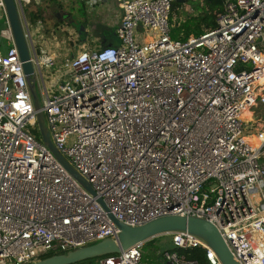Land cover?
Masks as SVG:
<instances>
[{
	"label": "built area",
	"instance_id": "1",
	"mask_svg": "<svg viewBox=\"0 0 264 264\" xmlns=\"http://www.w3.org/2000/svg\"><path fill=\"white\" fill-rule=\"evenodd\" d=\"M172 1L117 0L118 44L60 56L58 27L35 44L25 10L32 0H16L51 139L91 196L30 128L36 110L0 0V264L115 236L111 215L140 225L169 214L211 221L239 264H264V126L248 129L250 109L264 105V0H221L215 26L185 41L170 36ZM53 64L64 78L50 91L43 69ZM170 235L164 264H200L177 250L198 246L223 264L188 232ZM143 246L98 264H147Z\"/></svg>",
	"mask_w": 264,
	"mask_h": 264
},
{
	"label": "water",
	"instance_id": "2",
	"mask_svg": "<svg viewBox=\"0 0 264 264\" xmlns=\"http://www.w3.org/2000/svg\"><path fill=\"white\" fill-rule=\"evenodd\" d=\"M4 1L15 43L27 78L32 102L36 110L37 125L41 138L44 144L51 150L57 160L66 168L71 176L91 196H95L96 192L92 185L72 167L67 159L57 150L51 139L42 111V100L38 81L35 75L34 65L31 61L28 43L24 37L23 27L18 15L16 0ZM97 200L105 209H107L101 197H98ZM111 217L120 228V231L115 236L105 237L88 245L80 246L63 253H56L44 258H39L24 264H73L88 258L119 253L135 244L146 242L154 237L171 234L173 232H188L195 236L213 249L223 264H239L216 225L205 218L169 214L154 218L140 225H129L115 219L112 215Z\"/></svg>",
	"mask_w": 264,
	"mask_h": 264
},
{
	"label": "rangeland",
	"instance_id": "3",
	"mask_svg": "<svg viewBox=\"0 0 264 264\" xmlns=\"http://www.w3.org/2000/svg\"><path fill=\"white\" fill-rule=\"evenodd\" d=\"M184 4L181 8L185 13H193L194 7L205 4L207 10L204 12L205 20L207 24L212 23L216 16L219 14L220 7L213 5L211 0H183ZM215 1V0H214ZM111 2V3H109ZM109 2L94 5L95 7L86 6L82 0H32V3L26 6V14L29 18V13L31 10L39 9L41 19L43 23L36 24L33 20L29 21L32 38L36 43H44V38H46L47 30H53V28L58 27L56 34L59 35V40L56 43V51L60 56H63L65 52L73 55L78 50L89 46L91 49L96 47L91 46L97 43V36L103 33L104 36H111L115 44L119 43V39L115 34V30L118 27V23L115 24L118 6L117 0H109ZM58 10L67 11L70 14L72 25L70 28L66 26L65 23L61 24L55 18V12ZM96 12L97 10H102L101 17L94 19V15L91 11ZM104 14V15H103ZM92 18V19H91ZM6 27L5 17L0 11V30ZM82 33L81 37H78L77 31ZM138 29H135L134 34L137 35ZM140 35L145 37L146 41L153 38V33L151 30L144 29L140 31ZM2 42L1 50L5 52L7 49V43L3 38H0ZM93 42V43H92ZM96 42V43H95ZM69 44L71 48L69 47ZM91 44V45H90ZM99 44V42L97 43ZM96 44V45H97ZM63 69L59 64L51 65L49 69H43V79L47 88L50 91H54L61 80L64 78ZM250 110H255L254 117L252 121L248 123V129L257 132L262 126H264V116L261 114V109L251 108ZM249 120V118H247ZM33 129L35 135L41 138L38 125L30 126ZM250 140L257 142L255 136H250ZM264 157V154L263 156ZM172 247L170 234H165L155 241H147V243L142 247V261L145 263L152 262V264H164V259L162 252L163 250ZM84 264V263H81Z\"/></svg>",
	"mask_w": 264,
	"mask_h": 264
},
{
	"label": "trees",
	"instance_id": "4",
	"mask_svg": "<svg viewBox=\"0 0 264 264\" xmlns=\"http://www.w3.org/2000/svg\"><path fill=\"white\" fill-rule=\"evenodd\" d=\"M213 5L219 6L220 10H222V1L221 0H211ZM184 4V1L181 0H173L172 1V7L171 12L169 16V24H170V36L173 39L176 40H187L190 36H199L203 34L206 30L209 28L215 26L216 24V18L212 23L207 24L205 20L204 12L207 10V7L205 4L201 5L199 3L198 6L194 7L193 13H185L183 10H181L182 6ZM218 12V13H219ZM29 16L32 20L40 19L41 15L39 12V9L31 10L29 13ZM217 17V16H216ZM113 44V43H111ZM258 109H261V114L264 116V105L259 104L257 107ZM261 161L264 162V157H261ZM164 236V235H161ZM161 236L154 237L148 241H155L159 239ZM171 236V235H170ZM172 242V237H171ZM147 243L144 242V245ZM179 253H184L188 258L196 259L199 261L200 264H210L208 260L206 259L205 250L203 247H189V248H177ZM53 255V253L45 254L40 256L39 258H44L47 256ZM103 256H97L93 258H88L73 264H98L99 259H101ZM148 264V263H147ZM149 264H152V262H149Z\"/></svg>",
	"mask_w": 264,
	"mask_h": 264
},
{
	"label": "crops",
	"instance_id": "5",
	"mask_svg": "<svg viewBox=\"0 0 264 264\" xmlns=\"http://www.w3.org/2000/svg\"><path fill=\"white\" fill-rule=\"evenodd\" d=\"M83 1V3H85L86 4V6H93V7H95L94 5H96V4H101V5H103L104 3H106V2H109V0H107V1H104V0H102V1H99V2H96V3H90L89 2V0H82ZM109 3H111V2H109ZM117 6H118V4H117ZM88 9H90V7L88 8ZM100 11H102V10H97L96 12H94L93 10L91 11L92 13H93V17H94V19L95 18H98L99 16L101 17L102 15H101V13H99ZM121 9H120V7L118 6V16H117V18H116V21H115V24H117V23H119L120 22V18H121ZM104 15V14H103ZM92 19V18H91ZM77 31V34H78V30H76ZM115 35V34H114ZM79 37V36H78ZM98 38H100V39H98ZM97 43L99 42V44H97L96 42V44L97 45H99L100 46V43L101 42H106L107 44H111V43H113V44H115V42L112 40V37L111 36H104L103 35V33L100 35H98L97 36ZM93 43V42H92ZM104 46V45H103Z\"/></svg>",
	"mask_w": 264,
	"mask_h": 264
},
{
	"label": "flooded vegetation",
	"instance_id": "6",
	"mask_svg": "<svg viewBox=\"0 0 264 264\" xmlns=\"http://www.w3.org/2000/svg\"><path fill=\"white\" fill-rule=\"evenodd\" d=\"M55 18L61 22V24L65 23L67 27H71L72 25H70L71 23V18H70V14L67 11L64 10H58L55 12ZM75 29V28H73ZM76 30V29H75ZM82 33L78 31V36L81 37ZM103 45H107L106 42H101L100 46Z\"/></svg>",
	"mask_w": 264,
	"mask_h": 264
},
{
	"label": "bare ground",
	"instance_id": "7",
	"mask_svg": "<svg viewBox=\"0 0 264 264\" xmlns=\"http://www.w3.org/2000/svg\"><path fill=\"white\" fill-rule=\"evenodd\" d=\"M243 113H244L245 116H250V115H251V113L248 112V111H246V110H245ZM248 140H249L250 142H252L254 145L258 143V140H257V142H255V141H253V140H250V138H248Z\"/></svg>",
	"mask_w": 264,
	"mask_h": 264
}]
</instances>
